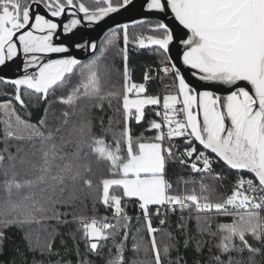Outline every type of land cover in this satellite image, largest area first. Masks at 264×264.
<instances>
[{"label": "snow or ice", "instance_id": "6c2138e0", "mask_svg": "<svg viewBox=\"0 0 264 264\" xmlns=\"http://www.w3.org/2000/svg\"><path fill=\"white\" fill-rule=\"evenodd\" d=\"M99 3L102 6H89L84 0H0V66L23 55L22 74L0 77L14 87V94L5 93L10 99L0 102L4 145L0 149V246L7 239L6 229L15 227L27 252L33 254L31 264H72L60 258L55 241L59 238L67 254L70 250L60 228L76 223L81 226L85 252L75 245L71 250L77 257L75 264H96L89 254L103 264H187L182 255L170 258L181 244L184 249L193 247L194 264H259L256 257H264V0H143L146 11L171 16L181 37L159 19L116 23L98 54L95 40L74 45L91 54L82 60L69 54L68 44L55 42L57 30L62 26L67 35L82 21L97 24L127 9L133 0ZM40 5L47 15L34 11ZM64 15L70 19L62 25L53 19ZM143 24L151 34L129 32L130 27ZM121 33L123 47L117 43ZM174 41L181 46L178 58L195 83L173 60ZM130 44L154 47L162 56L159 67L146 68L143 82L132 80ZM112 50L114 57L123 60L120 90L110 86L113 73L106 60ZM53 54L57 58H49ZM151 72L172 77L171 84L165 85L172 91L162 100L159 94H148ZM212 84L229 86L228 94H218ZM57 89L67 90L66 96L57 98L65 106L61 114L56 116L48 103L42 116L31 122L24 97L43 102ZM13 99L29 118L17 113ZM114 101L119 107H113ZM105 104L114 116L107 127L101 118L103 135L97 136L91 113L103 111ZM147 106L159 117L150 120L146 129L155 135H134L131 122L143 121ZM50 117L56 122H50ZM109 134L111 143L104 138ZM176 139L183 140L182 151ZM92 156L107 170L95 183L98 199L112 209L111 219L75 211L83 190L94 185L89 175ZM220 162L227 171L247 172L250 178L238 176L230 194H220L218 189L227 179L213 167ZM170 163L190 168L200 179L180 177L183 187L174 190L167 178ZM209 178L213 183L206 182ZM126 201H134L140 212L134 231ZM177 211L180 215L173 226L169 214ZM153 216L158 218L157 226ZM216 216L230 217L231 222L219 223L214 231ZM192 219L197 233L215 238V244L191 234ZM33 224L40 229L33 230ZM67 235L75 242V232ZM129 238L133 256L126 258ZM206 246L209 256L204 260ZM17 252L22 264H28L24 253ZM37 253L48 259H35ZM53 256L58 259L52 260Z\"/></svg>", "mask_w": 264, "mask_h": 264}, {"label": "trees", "instance_id": "16d2710c", "mask_svg": "<svg viewBox=\"0 0 264 264\" xmlns=\"http://www.w3.org/2000/svg\"><path fill=\"white\" fill-rule=\"evenodd\" d=\"M140 29V25L136 27H130L129 32L130 33H138ZM110 36V33H108L104 38L103 41H101L99 48L97 50V54L100 51V48L104 45V42L106 39ZM118 45L120 47H123V41H122V33L120 36V39L117 41ZM114 50L109 51L107 53V60L106 63L110 66L111 71L113 73L110 81V86H114L116 90L122 89V71H123V60L120 57H114L113 55ZM128 66L131 70L132 74V80L134 82H143V73L146 70L148 66L158 67L159 61L162 59V56L157 55L154 49H147V48H139L134 47L131 44L128 47ZM91 58V57H90ZM88 58V59H90ZM150 75L154 77V79L147 82V90L148 94L155 95L159 94L162 98L163 95L168 94L170 92L169 90H166L163 88L162 80L160 78V75L158 76L156 72H151ZM23 92V89H22ZM5 93H13L14 94V87L8 84L3 83L0 81V102H7L10 97L6 95ZM67 90H60L57 89L55 95H50L47 98V101H36V100H29L28 97H24L25 103L28 105L27 112L31 113V122H36V120L42 116L44 108L47 106L48 103H51V111L55 113L56 116H59L64 110L65 106L61 104L57 98L60 96H66ZM55 101V102H54ZM12 103L15 104L17 113L20 114L23 118H29L25 109L22 108L18 102H16L14 99L12 100ZM33 105H38V107H34ZM113 107H119V103L116 101L113 102ZM93 117V124H94V132L97 136L103 135L100 128V120L103 119L104 126H108L109 117L114 116V112L112 109L108 108L107 104H105V108L103 111H100L98 109H93L91 113ZM3 117V110L0 109V118ZM116 118H119L116 116ZM152 119H159L155 115V109L152 106H147L145 109V118L140 123H136L135 121L131 122V128L134 135H141L143 134L146 137H152L155 135V131H146L148 128V122ZM50 122L55 123L54 117H50ZM3 135V124L0 123V136ZM107 142H112V136L111 134L104 137ZM177 145H181L182 141L178 140ZM183 144V143H182ZM3 144L0 143V149L3 148ZM28 147L27 145L25 146ZM14 150V149H13ZM92 164L91 168L92 171L89 175L92 176L94 179V185L93 188L88 189L85 188L83 192L81 193V200H78L75 205V211L80 214L84 215L85 217H92L96 216L97 218L102 217H109L111 219L112 217V209L110 207H106L103 205L102 202L97 197V187L95 181L97 178H100L107 174V170L103 164H97L95 156L90 157ZM214 169L217 171H221L222 173H226L229 175H233V171H227L224 168V165L220 162L218 164H215ZM244 175L250 177V174L244 173ZM180 177H183L184 179L194 178L196 180L200 179V174L193 173L190 168L181 167L178 163H170L168 170H167V178L172 182L173 189L179 190L183 187L182 184L179 183ZM3 177H0V181H2ZM207 183H213L211 178H209ZM218 183V182H217ZM225 184V183H224ZM223 187H220L218 189V192L220 194H230L231 189L228 187L226 191H222ZM127 204L126 211L128 215L133 217V220L131 221L132 224V230L134 231L135 228L138 226L137 221L135 220V217L140 214L138 207L136 206L134 201H126ZM152 212H155V208L152 207L150 209ZM231 210V209H230ZM186 216L188 215L187 212L184 213ZM180 215L179 211H177L175 214H169V220L170 223L173 224L176 221L177 217ZM71 219V217H69ZM231 218L230 217H224V216H216V219L213 223V230H216V225L219 223H230ZM54 221H50L49 224H54ZM158 224V218L153 216V225L157 226ZM33 230H39L40 225L33 224L32 226ZM81 226L79 224L73 223L66 226H62L60 228V231L62 233H65L64 239L67 241V248L70 250L65 254V249L61 246L59 238L55 241V248L58 249L61 253V257L63 260H70L72 261V264H75L76 262V255L74 251H71L74 249L75 245H79V249L81 253L85 252V242L83 239H81V236L83 235ZM189 229L192 235H194L197 239H204L206 241H211L212 244L216 243L215 238L208 237L207 235L201 237L196 230V222L194 219L189 221ZM75 232L76 240L75 242L67 235L69 231ZM141 235L146 237V232H141ZM6 236L7 239L4 241L3 245L0 246V264H22L23 257L17 252V249H19V252L24 253V255L27 257L28 264H31L33 259V254L27 252L25 248V242L22 239V233L18 231L15 227H10L6 229ZM110 244V241L108 242ZM126 252L125 256L126 258H131L133 256V252L131 250V244L132 240L131 238L128 239L126 242ZM104 253L107 254V248H105ZM115 250L113 249V252ZM216 252V249H212V253L214 254ZM177 255H182L185 257L187 264H194V259L197 258L196 254L193 250V247H189L188 249H184L183 245L181 244L179 248V252L173 250L171 252L172 259H175ZM247 255V253H245ZM90 258L96 261V264H103V260L97 257L94 254H89ZM141 258H143V254H140ZM209 256L208 247L206 246L203 253V259L206 260ZM35 259L40 260L44 259L47 260V257H41L38 253L35 254ZM52 260L58 259V257L53 256L51 257ZM259 264H264V257L257 256L256 257Z\"/></svg>", "mask_w": 264, "mask_h": 264}, {"label": "water", "instance_id": "95a60500", "mask_svg": "<svg viewBox=\"0 0 264 264\" xmlns=\"http://www.w3.org/2000/svg\"><path fill=\"white\" fill-rule=\"evenodd\" d=\"M142 3L143 0H133V4L128 6L127 9L121 10L119 13L116 14H111L109 17L105 18L103 21L97 24H88L87 22L82 21L81 25H79L77 29H75L74 32L71 34L64 35L61 26V28L57 30V35L54 37V40L57 43L63 42L68 44L70 47L69 54L74 55L79 59L87 60L88 58L91 57V54L89 53L88 49L87 48L77 49L74 47V45L76 43H85L90 40H95L99 48L101 41H103V38L109 33V29H114L116 23H121V24L130 23L133 20H141V19H145L148 21L159 19V20H163L165 23H168L169 26L174 29L177 38L181 37L182 33L179 31V29H177L176 24L171 16L165 17L163 14L160 13L148 12L142 7ZM34 11H38L41 14L47 15L46 9H44L42 5L34 9ZM53 19H55L57 23H60L62 25L63 23L68 22L70 17L68 15H64L60 18H53ZM180 51H181V46L174 41L170 45V54L173 60L181 68V71L185 75L186 79L189 80L190 82L195 83V81L190 75L189 69L186 66H183L180 59L178 58ZM49 58H57V57L55 54H53ZM22 61H23V55L21 53L17 58H14L13 61L7 62L4 66H0V77L15 78L19 74H22ZM201 83L207 84L208 82H201ZM211 86L214 90L217 91L218 94L222 96L228 94L229 86L219 85V84H212ZM242 173L244 174L247 172H242Z\"/></svg>", "mask_w": 264, "mask_h": 264}, {"label": "built area", "instance_id": "2783aa9c", "mask_svg": "<svg viewBox=\"0 0 264 264\" xmlns=\"http://www.w3.org/2000/svg\"><path fill=\"white\" fill-rule=\"evenodd\" d=\"M158 67H159V65H158ZM160 75V77H163V79H162V84H163V88L165 89V85H168V84H171V82H172V77L171 76H164V74L163 73H160L159 74ZM153 79H154V77H153ZM167 90H169V91H172V89H167ZM178 140H180V141H182V143H183V140L182 139H176L175 141H174V143H176ZM181 143V147H180V150L182 151L183 150V144ZM177 144V143H176ZM199 147V146H198ZM222 163V162H221ZM218 164V163H217ZM223 164V163H222ZM214 166V165H213ZM216 171V170H215ZM217 172H221V171H217ZM234 172V174L231 176V175H229V174H226V173H222L223 175H225L226 177H227V179L224 181V186H223V188H221L222 189V191H226L227 189H228V187H230V189H232V187H233V185H234V182H235V180L238 178V176H243V177H245V178H250V177H248V176H246V175H244L242 172H235V171H233Z\"/></svg>", "mask_w": 264, "mask_h": 264}, {"label": "flooded vegetation", "instance_id": "af4514ba", "mask_svg": "<svg viewBox=\"0 0 264 264\" xmlns=\"http://www.w3.org/2000/svg\"><path fill=\"white\" fill-rule=\"evenodd\" d=\"M84 2H86L89 6H93V7H95V6H102V5L99 3L98 0H84ZM149 21H151V22H155L156 20H149ZM147 28H148L147 24L140 25V29H139L138 33H140V32H144L145 35H147V34H151V33H149V32L147 31ZM143 49H144V48H143ZM147 49H154V50H155L154 47H152V48H147Z\"/></svg>", "mask_w": 264, "mask_h": 264}, {"label": "rangeland", "instance_id": "374dc122", "mask_svg": "<svg viewBox=\"0 0 264 264\" xmlns=\"http://www.w3.org/2000/svg\"><path fill=\"white\" fill-rule=\"evenodd\" d=\"M161 100H162V98H161Z\"/></svg>", "mask_w": 264, "mask_h": 264}]
</instances>
